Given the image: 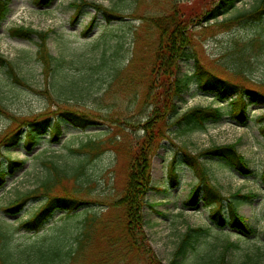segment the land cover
Segmentation results:
<instances>
[{
    "label": "rangeland",
    "instance_id": "obj_1",
    "mask_svg": "<svg viewBox=\"0 0 264 264\" xmlns=\"http://www.w3.org/2000/svg\"><path fill=\"white\" fill-rule=\"evenodd\" d=\"M73 1L81 0H52L49 5L37 4L36 0H11L10 12L0 23V55L13 63L18 78L24 80L23 83L15 81L8 66L0 64V136L14 124V118L44 113L52 117V121L59 119L62 131L56 141L51 133L43 134L32 151L23 142L11 148L0 147L2 167L9 165V158L24 160L0 187V220L9 221L13 226L12 243L17 251L25 250L31 241L43 243L54 238L62 240L68 250L75 248V238L83 231L84 221L96 216L112 226L109 236L115 244L105 239L97 242L87 260L80 264H147L144 256L127 249L121 239L118 221L123 211L114 207V202L123 195L128 158H123L109 142L134 147L143 134L140 124L152 110L145 96L159 32L149 19L169 14L173 3L193 0H88L123 16L121 20L111 21L93 7L83 8L73 20ZM259 1L240 0L229 12L195 25L190 52L196 54L206 70L264 92V20L246 22L243 20L247 17H241L250 13ZM238 17L241 18L236 21ZM228 20L233 23H227ZM18 26L50 31L46 50L55 57L50 69L40 59V39L36 34L30 38L11 34V28ZM252 40L257 42L250 45ZM179 67L180 75L191 76L196 70L195 59L181 60ZM177 103L181 113L195 106H220L225 112L229 109L227 102H219L213 93L201 90L196 78ZM67 111L90 120L91 124L86 129L74 126L65 116ZM249 112L250 119L245 125L225 115L219 122L208 123L205 130L184 135H179L173 126L167 139L156 148L152 184L166 192L152 190L146 194V201L155 206H145L144 217L148 242L161 264L171 262L188 226H203L209 231L193 242L194 248L188 249L181 264H216L228 240L239 246L231 249L228 255L230 264H264V183L261 176L264 138L258 122L264 115V105L252 104ZM90 139L105 141L108 148L89 159L82 174L65 181L67 187L87 203L68 215L66 211H57L37 232L17 228L20 221L37 210L45 197L31 198L15 214L7 213L3 207L42 185L50 176L46 160H56L61 165L73 164L80 157L69 148L79 147ZM236 141L253 175H241L224 160L201 158V161L211 183L234 202L239 213L255 229L253 235H244L229 226H217L203 201L197 206L185 205L191 188L199 180L185 163L177 164L178 186H170L168 180V165L176 155L186 152L194 156L211 145ZM237 190L254 192L258 197L245 200L232 196Z\"/></svg>",
    "mask_w": 264,
    "mask_h": 264
},
{
    "label": "trees",
    "instance_id": "obj_2",
    "mask_svg": "<svg viewBox=\"0 0 264 264\" xmlns=\"http://www.w3.org/2000/svg\"><path fill=\"white\" fill-rule=\"evenodd\" d=\"M240 0H193L191 2L173 3L171 12L158 19L150 18L149 21L159 32V39L153 49L154 61L148 75V92L145 100L152 105L151 113L140 124L143 134L138 138L134 147L122 144L110 146L123 158H128V170L124 185L123 195L114 202V207L121 208L123 217L118 221L122 230L121 239L129 250H135L144 256L147 264H161L152 250L146 233L144 207H152L153 204L146 201V194L150 190L161 191L160 187L152 184V158L156 148L161 141L167 139V133L171 127H176L179 135L191 131L205 130L208 123H216L222 120L225 115L240 125H245L249 120V106L251 104L264 105V92L246 88L240 81H234L229 77L219 76L206 70L196 54H192L194 45V27L201 24L202 20L229 12ZM11 0H0V23L10 12ZM52 0H36L37 4L49 5ZM71 6L75 9L73 20L77 19L85 7H93L97 13L102 12L103 16L111 21L121 20L123 16L116 14L113 9H108L102 4L93 1H73ZM247 19L243 21L260 22L264 20V0H260L250 13L244 14ZM235 18L236 21L239 18ZM156 21V24L153 23ZM229 21V20H228ZM240 21V22H243ZM225 23V22H223ZM232 24L233 22H227ZM226 23V24H227ZM93 22L90 23V26ZM152 25L148 26L154 28ZM225 25V24H224ZM11 34L19 38H30L36 34L39 39L38 53L40 59L47 69L52 66L55 57L47 52L46 40L50 31H38L32 27L18 26L11 28ZM252 40L250 45L256 43ZM195 59V72L191 76L179 74V61L184 59ZM0 64L7 65L9 73L15 81L23 83L19 79L13 63L0 55ZM196 78L201 90L213 93L219 102H227L228 111L225 112L220 106H195L185 112L180 111L177 99L181 98L184 91L189 89L191 81ZM245 80V79H244ZM65 114L68 120L77 127L86 129L90 120L82 118L73 112ZM14 124L7 128L0 136V147H15L22 142L29 151L37 144L43 134L51 133L54 141L59 139L61 131L60 120L52 121V117L45 113L25 118H14ZM259 131L264 138V115L260 116ZM238 142L229 144H214L199 151L194 156L186 152L176 155L170 162L169 180L172 186L179 184L178 163H186L193 169L199 178L198 183L192 188L185 202L186 206H197L202 200L210 208V218L219 227H231L237 229L244 235H253L255 229L249 225L247 218L240 214L237 206L230 198L223 196L221 191L206 176L200 159L214 158L228 162L241 175L251 176L254 171L251 169L245 156L237 149ZM107 147L105 141L88 140L79 147L69 148L70 152L80 158L73 161V164H59L58 161L48 159L50 176L45 179L38 188L18 196L6 204L3 209L9 214L18 213L23 209L31 198L45 197L44 202L27 219L19 222L17 228L27 231H39L43 225L55 214L56 211H66L70 214L86 204L80 195L67 187L65 181L77 177L84 172L85 164L92 157H97ZM7 167L1 166L0 161V187L6 183L8 175L15 172L18 165L24 160H12L9 158ZM264 183V172L262 173ZM39 191H42L41 193ZM245 200L258 196L254 192L241 193L237 190L232 194ZM10 217V215H9ZM15 228V227H14ZM112 226L103 223L98 217H89L84 221V229L76 236L75 248L65 249L62 240L54 238L48 242L31 241L26 249L17 251L12 243L13 226L9 221L0 220V264H80L87 260L88 253L94 250L97 242L107 237L108 243L115 244L109 232ZM209 230L203 226H188L182 235L173 258L169 264H181V259L186 257L188 249L193 247ZM238 244L228 240L223 245L216 264H230L228 255Z\"/></svg>",
    "mask_w": 264,
    "mask_h": 264
}]
</instances>
